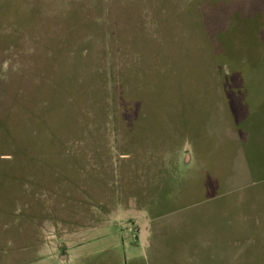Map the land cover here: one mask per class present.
<instances>
[{"label":"rangeland","instance_id":"1","mask_svg":"<svg viewBox=\"0 0 264 264\" xmlns=\"http://www.w3.org/2000/svg\"><path fill=\"white\" fill-rule=\"evenodd\" d=\"M0 264H264V0H0Z\"/></svg>","mask_w":264,"mask_h":264},{"label":"crops","instance_id":"2","mask_svg":"<svg viewBox=\"0 0 264 264\" xmlns=\"http://www.w3.org/2000/svg\"><path fill=\"white\" fill-rule=\"evenodd\" d=\"M147 228V227H146ZM140 232V231H139Z\"/></svg>","mask_w":264,"mask_h":264}]
</instances>
